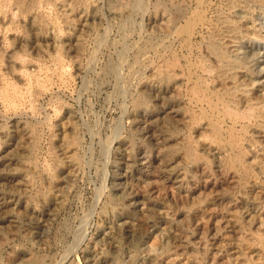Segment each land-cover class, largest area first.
<instances>
[{
	"label": "rangeland",
	"instance_id": "1",
	"mask_svg": "<svg viewBox=\"0 0 264 264\" xmlns=\"http://www.w3.org/2000/svg\"><path fill=\"white\" fill-rule=\"evenodd\" d=\"M206 1L210 19L238 21L227 54L264 51L246 37L264 36V5ZM196 7L0 0V264H264V130L241 133L239 165L229 120L220 142L194 121L187 60L210 64L197 76L236 111L249 95L263 111L264 86L245 75L253 57L223 76L208 47L216 31L186 49L178 31ZM159 69L171 78L159 82Z\"/></svg>",
	"mask_w": 264,
	"mask_h": 264
},
{
	"label": "bare ground",
	"instance_id": "2",
	"mask_svg": "<svg viewBox=\"0 0 264 264\" xmlns=\"http://www.w3.org/2000/svg\"><path fill=\"white\" fill-rule=\"evenodd\" d=\"M237 1H238V3H237ZM206 2H207L206 0H197V7H196V9L193 10L191 12V14L186 18V21L184 22V24L182 25V27L178 31V34L180 36H183L184 37V43H185L184 45L187 46L186 49H188L190 51V49H191V44H190L191 38L196 35V33L198 32V30L205 28V29H207V31L210 30L211 33L214 32V31H216V33L214 32L212 34L213 36H210V39L211 40L208 42L209 43V46L208 47H209V50L212 52V54L215 55V58L218 59V61H219L218 63H220V65H219V71L223 74V76L224 75H225L224 77H226V76L231 77L232 76V78H233V74L236 71L235 69H238V67H244V66H241L242 65L243 58L244 59H246V58L250 59V58L253 57L255 59V62L252 63V66H255V67L254 68H250V70L248 69V72H246L245 75H247L249 78H252V80L250 81L252 84L257 83L256 85H258V86L259 85L260 86L261 85L264 86V67H261V66H259V64H257L259 61H264V51L263 52H260L259 50H255V47L249 48L251 46L250 45L243 52V58H238V59L235 58V57L232 58L229 55V53L227 54V52H226L227 50L225 51L223 49L222 44L225 43V42H223L224 40L231 39L232 37L235 38V35H240V32H241L240 30L241 29H239V27H238V21L236 19H234L233 17H231L229 15V13H228V15H224L222 13L219 14V15L217 14L218 16L214 20L210 19L209 16H207V13H208L207 12V9H208L209 6H208V4ZM239 2H243L242 4L247 7V10L250 9L252 6H255V5L256 6H262V5H264V0H232L230 4L228 3V0H227V3L230 5L229 8H233L236 4L238 6L240 4ZM246 37H247V39H250L251 41H255V42L256 41L257 42L264 41V36L263 35L261 36L260 34L258 35L255 30H253L251 34L246 35ZM207 40H209V39H207ZM257 42H256V44H257ZM182 46H183V43H182ZM225 46H226V44H225ZM171 56H172V54H171ZM255 56H256V58H255ZM260 59H262V60H260ZM206 63H205V61H203V60L200 61L199 59L197 60L196 58L195 59H191L190 58L189 60H187V66H188V68H187L188 71L187 72H189V78H190V80H192V81H190L191 82L190 88H189L190 91L188 90V92H190L189 93L191 95V98L190 99L192 101V103H190V104H193L194 103V104L198 105L200 108H202L201 109L202 111H200V113H198L197 115L193 116V118H194V121H197L198 119H202V118L203 119L206 118L207 120H209L208 123H210L211 129H212V135L214 137V140H218V142H220L222 140L221 139L222 138L221 137L222 136L221 135V133H222L221 125L222 124H220V123H222V120L224 121V119L225 120H229L231 126H229V124H228L227 133H229V135H228L229 138H227L226 140H227V143L231 146V148L234 151L237 152L236 154H234V156L236 158V161L239 163L240 162V156H239L240 143L242 144V141H243L242 139L239 138L241 136V133L246 132L248 128L250 129L252 127L251 124H255L254 125L255 127L257 126L258 129L264 130V124H263L264 122H262L260 120L262 118V117L260 118L261 113L264 111V110L262 111L260 108H262L263 105H259L260 104L259 103V100H261L260 97H259V99H256V98H258V97H256V98L254 97L256 95H254V96L249 95L248 97L246 96L247 98H245V99L243 98L244 99V103H245L244 104L245 106L243 105L244 106L243 109L241 111H236L230 104H227V102L222 97V95H219L217 93L212 94L213 93V92H211L212 90L210 91L206 87V85L203 82V79H202L201 75L200 76L199 75L197 76V73H196V72H198V69H199L200 74H210L211 71H212L211 68H209V66H208L210 64H206ZM161 71L159 69V71L157 72V80L159 82H161V80H162V82L165 81V80L168 81L171 78L170 72L166 70L167 72L164 74ZM62 72H64V71L62 70ZM213 72H214V70H213ZM221 73L220 74L217 73V75L219 74V78L222 76ZM176 75H178V74H176ZM26 76H27V74H26ZM224 80L225 79L223 78V81ZM188 82H189V80H188ZM236 83H238V82L236 81ZM241 84H243V83H241ZM237 85L235 86V89H233L234 87L233 88L231 87L232 88V92H233V90L234 91L239 90L238 89L239 86H237ZM245 86H243L244 89H245ZM245 90H247V89H245ZM227 91H229V90H227ZM12 92L13 91H11V93ZM230 92H231V90H230ZM230 92H229V94H230ZM2 93H4V92H2ZM235 93H233V94H235ZM187 95H188V93H187ZM244 95L245 94H243V96ZM233 97H230V98H233ZM243 99H240V100H243ZM238 103H239V101H238ZM242 103H243V101H242ZM261 104H262V102H261ZM232 105H233V103H232ZM203 106L205 108L207 106V108L209 110V113H207V111L206 112L203 111L204 110L203 109ZM235 106H237V102H236V105ZM138 107H140V106H138ZM173 115H174V113H173ZM242 119L244 120L245 125H242L238 129H236L235 127L237 126V123H239V122L241 123L242 122ZM222 142H224V141H222ZM191 151H192V148L190 146H188V147H186L183 150V155H188V154L191 153ZM240 155H241V153H240ZM239 165H240V163H239ZM125 167L127 169L128 168L130 169V167H133L134 168V161L131 160V163L130 162L129 163L128 162H125ZM172 171H173L172 174H174V172H175L174 169ZM166 173L168 174V176H169V174L171 175V172H166ZM116 187L118 189V186H116ZM112 200H113V198H112ZM262 243L264 244V239L262 240ZM39 264H41V263H39Z\"/></svg>",
	"mask_w": 264,
	"mask_h": 264
}]
</instances>
